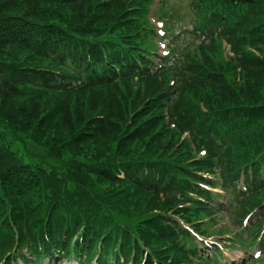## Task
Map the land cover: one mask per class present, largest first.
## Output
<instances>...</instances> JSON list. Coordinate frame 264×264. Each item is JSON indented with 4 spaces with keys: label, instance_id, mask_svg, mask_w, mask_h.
<instances>
[{
    "label": "trees",
    "instance_id": "trees-1",
    "mask_svg": "<svg viewBox=\"0 0 264 264\" xmlns=\"http://www.w3.org/2000/svg\"><path fill=\"white\" fill-rule=\"evenodd\" d=\"M147 1L0 0V264H190L200 252L176 219L222 211L258 212L243 229L256 242L264 0H191L198 46L169 71L144 47Z\"/></svg>",
    "mask_w": 264,
    "mask_h": 264
},
{
    "label": "rangeland",
    "instance_id": "rangeland-1",
    "mask_svg": "<svg viewBox=\"0 0 264 264\" xmlns=\"http://www.w3.org/2000/svg\"><path fill=\"white\" fill-rule=\"evenodd\" d=\"M167 1V8L166 9V13L168 14L167 17L171 14V12L173 13L174 17V26H171V23H169L168 26V32H166L167 30H165V25L163 27V30L165 32V36L167 34V38L164 36V39H159L156 38L155 41H153L152 39H149L148 37L145 39V46L144 47H149V49H152L156 55L160 58L164 57V55H166V51H168L166 49V46H170L171 43V38L172 36L177 38V41H174V43L176 44V48H174L172 46V51L174 56L175 55H179V54H183L186 51H188V49H190V51H192L193 49H196V47L198 46L197 44V39L194 37V35L192 34V28L194 26V24L197 22H193V17H191V13L189 11V8H191V4L192 2H196L195 0L191 2V0H166ZM154 3L152 4L151 2L147 1L145 3H142L139 5L140 8H146V9H152V12L155 10L156 6ZM160 12L163 14V17L166 18V14H164L163 10H160ZM159 13V12H158ZM144 16V14H143ZM150 16V21L152 24L155 25L156 27V33H158V29L159 27L157 26V20L154 21L157 16L156 15H151L148 12V16ZM165 22V20H164ZM150 41H153V44L150 43ZM187 44L188 47H187ZM165 46V47H164ZM186 47V48H185ZM186 50H185V49ZM182 51V53H179V51ZM217 53H219L217 55L218 60L222 61V60H226L229 58V56H231L228 52V48L225 45L224 42H218V46H217ZM172 54V56H173ZM168 56H170V53L168 54ZM166 56V57H168ZM175 58V57H174ZM171 59V56L170 58ZM176 59V58H175ZM166 67H169V60H167L165 62ZM174 77L170 76L169 80H172ZM168 80V81H169ZM28 145H30L28 143ZM30 147V146H29ZM14 148L18 149V146L14 144ZM22 151V149H21ZM223 203H226V200L223 201ZM221 215L218 214V216H213L214 218H208L207 216H205L204 214L200 215L199 218L202 220L199 224V228L201 229V231L205 234V235H209V241L216 244V245H220L222 242H229L232 245H240L242 247H245L248 242L246 241V239L241 237V229L239 228V232L237 233L236 236H233L235 232H237L238 228L237 225L239 224L238 220H234V224L232 223H228L227 225H223V227L221 226V224L217 221L218 218ZM251 221V219L248 220L247 224H249ZM223 223H226V218L223 219ZM246 224V223H245ZM243 226V225H242ZM223 231H228L230 232V235L224 236V237H218L220 236V233H223ZM216 238V239H214ZM247 242V243H246ZM230 248H234V247H230ZM224 254V259L222 260L221 264H264V256L257 251V248H254L253 250L251 249L250 251H247L245 249H231L230 251L225 249L221 251ZM252 254H249V253ZM259 253V256L257 258H255V254ZM252 258L255 260L252 261ZM249 259H251L249 261ZM94 262V261H93ZM213 264H218L215 262H212ZM47 264V263H45ZM53 264H59V263H55L53 262ZM61 264H65V262H62ZM67 264H75V263H67Z\"/></svg>",
    "mask_w": 264,
    "mask_h": 264
}]
</instances>
